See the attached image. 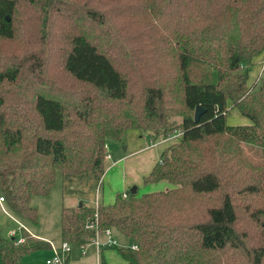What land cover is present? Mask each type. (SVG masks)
Returning <instances> with one entry per match:
<instances>
[{"label":"trees","instance_id":"obj_1","mask_svg":"<svg viewBox=\"0 0 264 264\" xmlns=\"http://www.w3.org/2000/svg\"><path fill=\"white\" fill-rule=\"evenodd\" d=\"M70 1L0 0L6 208L36 224L31 198L48 195L57 172L104 171L108 139L180 132L143 177L174 187L63 206L62 241L93 238L97 215L99 230L136 246L118 249L127 264H264V71L248 83L264 56V0ZM230 104L251 123L228 124ZM50 248L0 234L2 264Z\"/></svg>","mask_w":264,"mask_h":264},{"label":"rangeland","instance_id":"obj_2","mask_svg":"<svg viewBox=\"0 0 264 264\" xmlns=\"http://www.w3.org/2000/svg\"><path fill=\"white\" fill-rule=\"evenodd\" d=\"M67 2L71 3L70 0H67ZM67 11L69 19L72 18L73 12L71 10ZM263 58L264 56L259 58L257 63L251 68L249 84L258 83L257 76L260 73V62ZM226 119L227 123L231 125L251 123L248 117L242 115L231 104L228 106ZM176 140L177 137L165 141H152L146 133L138 132L136 129L126 130L120 140L108 139L106 151L110 152L111 159H106L105 172L100 181L96 177L98 174L96 172L90 173L87 178H80L77 182H72L69 178L63 179L61 173L57 172L55 184L49 194L31 198L30 204L37 209L38 214L36 224L14 219L6 206L2 205L0 208V234L4 237H9V232L12 229L18 230V222L20 221L26 226L28 231H25L26 234H30L31 237L36 236L38 239L46 237L51 240L47 242L51 243L55 248H59L62 245L60 212L63 206H75L81 202L83 204H95L94 207L96 208L99 204L104 205L113 202L117 194L131 192L133 187L137 188L136 193L138 195L174 187L175 185L167 181L145 183L143 177L159 160L163 149ZM245 146L255 159H259L260 145L258 146L255 142L250 141ZM262 219L264 221V215ZM111 231L113 232L112 236L117 240V246L103 249L104 260L107 264H123L125 262L120 257L118 249L127 247V237L121 236L114 228ZM19 233H22V231L19 230ZM89 240L92 241V238ZM89 240L82 239L68 242L71 250L70 263L68 264H98V252L95 243ZM99 241L101 243L105 241L103 235L99 238ZM51 255L52 250L49 249L36 251L24 257L21 264H46L45 259ZM0 264H2L1 259Z\"/></svg>","mask_w":264,"mask_h":264},{"label":"built area","instance_id":"obj_3","mask_svg":"<svg viewBox=\"0 0 264 264\" xmlns=\"http://www.w3.org/2000/svg\"><path fill=\"white\" fill-rule=\"evenodd\" d=\"M260 68L261 69H260L259 75L257 76V80L261 76L262 72L264 71V58L260 62ZM179 135H180V133L176 132V133L170 135L169 137H167L166 139H163L161 141H165V140L170 139V138H175V137H178ZM105 157H106V159H110L109 151H106ZM4 202H5L4 197L2 195H0V205H4ZM96 205H98V204H96ZM15 218L16 217H14V219ZM18 224H19L18 230L12 229L9 232V236L12 237V239L15 241L16 244L22 243L24 241V232L25 231L28 232L24 223L19 221ZM89 228L95 230V235L92 238V242L95 243V245L97 246L99 251H100V249H102L104 247L117 246V240L112 236V231H111L112 228L105 227L102 230L98 229L97 215H95L94 221L90 223ZM19 230H21L22 233H19ZM102 235H104L106 237V239L103 243H101L99 241V238ZM131 247L136 248V246L133 244L131 245ZM52 248L54 250V254L52 257L46 259V261H45L46 264H67L66 259H67L68 254L70 253V247H69L68 242H66V241L62 242V245L59 248H55L54 246H52Z\"/></svg>","mask_w":264,"mask_h":264},{"label":"crops","instance_id":"obj_4","mask_svg":"<svg viewBox=\"0 0 264 264\" xmlns=\"http://www.w3.org/2000/svg\"><path fill=\"white\" fill-rule=\"evenodd\" d=\"M139 132V131H138ZM110 153V152H109ZM110 159H111V154H110ZM152 168V167H151ZM150 168V169H151ZM150 171V170H149ZM92 172H96V173H98L99 174V172H100V174L98 175H96V177L98 178V180L100 181L101 179H102V176H103V174H104V172H105V170L104 171H99V170H97V171H92ZM92 172H90V173H92ZM89 173V174H90ZM95 173V174H96ZM89 174H87V175H82V176H70V175H62V177H63V179H66V178H69L70 180H72V182L74 181V182H77L80 178H87L88 176H89ZM76 179V180H75ZM124 196L126 195V193H124L123 194ZM78 197V196H77ZM79 203H81V202H79ZM97 204V203H96ZM88 205H91V206H94V205H92L91 203L89 204L88 203ZM1 206L2 205H0V208H1ZM121 234V233H120ZM60 235H61V231H60ZM112 235H113V232H112ZM34 236V235H33ZM104 236V235H103ZM121 236H123L122 234H121ZM36 237V236H35ZM41 239H44L45 241H51V240H49L48 238H46V237H40ZM106 239V237L104 236V240ZM116 239V238H115ZM62 240V239H61ZM127 240H128V244H127V246H130V245H132V242H131V240L130 239H128L127 238ZM90 241V240H89ZM63 242V241H62ZM90 242H92V241H90ZM52 244L50 243V246H51ZM96 246V245H95ZM104 248H107V247H104ZM104 248H102V249H100V250H102L103 251V249ZM96 249H97V252H98V254H97V263H99V250H98V248H97V246H96ZM49 250H52V255L50 256V257H52L53 256V254H54V250H53V248H52V246H51V248L49 249ZM70 252H71V250H70ZM102 255H104V252L102 253ZM28 256V255H27ZM26 257V256H25ZM50 257H48V258H50ZM104 257V256H103ZM121 257V256H120ZM47 258V259H48ZM24 259V258H23ZM45 261H46V259H45ZM123 261L125 262V263H123V264H127V262L123 259ZM46 263V262H45ZM68 263H70V253L68 254V256H67V264Z\"/></svg>","mask_w":264,"mask_h":264},{"label":"water","instance_id":"obj_5","mask_svg":"<svg viewBox=\"0 0 264 264\" xmlns=\"http://www.w3.org/2000/svg\"><path fill=\"white\" fill-rule=\"evenodd\" d=\"M200 112H201V109H200V108L196 109V111H195V121H196V122L198 121V118H199ZM136 191H137V188H136V187H133V188L131 189V193H136Z\"/></svg>","mask_w":264,"mask_h":264}]
</instances>
